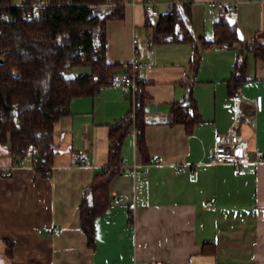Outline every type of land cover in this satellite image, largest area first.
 <instances>
[{
  "label": "crops",
  "instance_id": "crops-1",
  "mask_svg": "<svg viewBox=\"0 0 264 264\" xmlns=\"http://www.w3.org/2000/svg\"><path fill=\"white\" fill-rule=\"evenodd\" d=\"M144 1L123 0L125 19L109 20L107 35L111 64H129L134 37L147 63L140 78L148 94L144 118L150 161L143 162L137 151L133 125L122 164L135 171L112 180L111 205L96 220L90 247L80 228L79 206L94 174L108 162L109 125L133 109L130 91L113 84L94 96L72 99L55 126L57 153L46 174L30 156L17 158L0 144V264H143L153 259L264 264V162L246 165L238 174L233 165L209 164L217 134H236L251 152H264V62L246 52L247 80L238 95L229 94L228 84L244 47L254 40L264 43V0H154L162 13L170 4L181 3L180 9L188 4L185 22L197 39L214 36L218 16L208 14V2L233 6L226 14L237 24L241 41L200 50L196 72L190 69L192 44L152 41ZM90 73L74 68L65 74ZM190 95L201 121L188 133L183 124H171V108L187 103ZM7 167H12L10 175ZM47 226L59 227L61 234H46Z\"/></svg>",
  "mask_w": 264,
  "mask_h": 264
},
{
  "label": "trees",
  "instance_id": "trees-1",
  "mask_svg": "<svg viewBox=\"0 0 264 264\" xmlns=\"http://www.w3.org/2000/svg\"><path fill=\"white\" fill-rule=\"evenodd\" d=\"M14 1L0 0V144L9 146L20 159L38 155L39 161L34 165L46 174L57 153L55 126L69 112L72 99L94 96L103 87L113 85L114 73L120 65L108 61L107 23L125 19V7L118 4L96 13L104 0H73L72 4L54 0L55 6L43 16L27 20L12 6ZM174 10L172 16L161 15L157 24L148 14L146 25L153 31V42L194 46L192 72L200 65V50L241 41L237 24L227 17L228 8L215 21L212 39H197L193 35L184 18L190 13L188 4L181 9L175 5ZM246 52L264 62V43L254 40L244 47L228 81L231 96L238 95L247 80ZM74 68H88L91 73L67 77L65 73ZM137 85L135 116L130 110L109 125L108 162L94 174L83 192L80 228L90 247L94 244L96 220L110 208V184L122 172L123 144L133 125L137 151L143 162L150 161L144 118L148 94L140 76ZM171 113V124H183L188 133L201 121L197 102L191 95L187 103H175Z\"/></svg>",
  "mask_w": 264,
  "mask_h": 264
},
{
  "label": "built area",
  "instance_id": "built-area-1",
  "mask_svg": "<svg viewBox=\"0 0 264 264\" xmlns=\"http://www.w3.org/2000/svg\"><path fill=\"white\" fill-rule=\"evenodd\" d=\"M73 0H67L65 4H72ZM124 5L118 0H104L101 6L112 8L116 5ZM144 8L150 15L152 22L157 24L159 17L163 14L174 15L175 5L179 6L181 3L170 4L165 13L161 12L160 5L154 0H145ZM12 6L16 7L21 16L27 20L40 18L45 14L48 8L55 6L54 0H15ZM207 12L209 15L219 16L226 8L233 9V6L226 5L223 2L211 1L207 3ZM138 40L136 37L133 38V55L131 61L128 65L123 68L118 69L113 76V84L122 87L123 89L129 90L132 97V111L133 116L136 112V95H137V82L138 77L147 68V63L144 62L137 51ZM259 99H257V104ZM134 134H136V129H133ZM214 148L209 158V164L212 166L230 164L235 167L236 173H240L244 166L250 164H260L264 162V152L263 150L257 148L254 151H250L248 142L239 138L236 134L221 135L217 134L214 138ZM34 163L39 161V156L33 157ZM84 161V160H83ZM159 162L156 159V163ZM1 170V168H0ZM135 171V166L128 167L123 166L122 172L125 171ZM6 174L10 175L12 172V167L5 168ZM46 234L51 236H59L61 234V229L56 226H47L44 228ZM143 264H169L167 260L164 259H153L143 262Z\"/></svg>",
  "mask_w": 264,
  "mask_h": 264
},
{
  "label": "rangeland",
  "instance_id": "rangeland-1",
  "mask_svg": "<svg viewBox=\"0 0 264 264\" xmlns=\"http://www.w3.org/2000/svg\"><path fill=\"white\" fill-rule=\"evenodd\" d=\"M108 7H104V6H99V8L98 9H96V13H102L105 9H107ZM143 30V32H145L144 33V36L146 35V33H147V30H146V28H143L142 29ZM146 30V31H145ZM246 56H248V54L246 53Z\"/></svg>",
  "mask_w": 264,
  "mask_h": 264
}]
</instances>
